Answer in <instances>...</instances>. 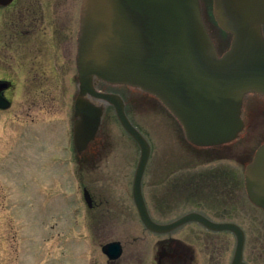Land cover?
Wrapping results in <instances>:
<instances>
[{"label":"flooded vegetation","instance_id":"af4514ba","mask_svg":"<svg viewBox=\"0 0 264 264\" xmlns=\"http://www.w3.org/2000/svg\"><path fill=\"white\" fill-rule=\"evenodd\" d=\"M80 3V0H11L0 4V96L9 101L0 110L14 111L15 100L25 106L15 113L25 116L30 106L42 109L49 104L50 108L56 101L66 100L63 106L73 107L79 90L76 52ZM94 85L98 90L120 94L125 106L128 100L148 95L130 88L127 100L116 84L94 79ZM109 106L113 108L110 104L106 108ZM241 116L244 127L232 142L194 147L190 155L156 163L149 171L147 161L141 180L143 201L150 218L163 229L152 230L144 224L132 187V206L112 205L109 193L100 196V192L108 189L106 182L101 179L96 185L92 178L85 181L82 168L75 172L83 199L75 206V212L83 210L82 214H75L72 223L75 231L81 223L85 226V242L92 250L89 264H264V211L251 202L244 184L246 164L256 146L264 141V96L247 93ZM193 151L197 154H192ZM84 152L75 153L73 160L79 167ZM84 157L82 160L92 164L91 155ZM161 164L169 170L160 173ZM181 172L185 174L186 187L176 197L166 187L175 184L178 181L175 174ZM100 184L102 188L97 187ZM203 189L216 200L192 201V193ZM121 207L126 210L121 212ZM187 215L193 216L179 221ZM127 226L136 232L132 237L135 247L127 250L121 239H112L120 242L121 250L117 257L109 256L103 241L107 230ZM227 226L243 231L240 258L236 257L238 232L224 228Z\"/></svg>","mask_w":264,"mask_h":264},{"label":"water","instance_id":"95a60500","mask_svg":"<svg viewBox=\"0 0 264 264\" xmlns=\"http://www.w3.org/2000/svg\"><path fill=\"white\" fill-rule=\"evenodd\" d=\"M212 12L217 24L231 34L229 47L220 55L203 22L199 0L82 1L74 143L78 152L88 146L103 113L104 106L86 95L112 103L140 148L133 196L151 229L162 227L148 216L140 189L149 143L130 122L120 96L96 91L92 80L136 86L155 95L194 145L235 139L244 126L243 96L249 92L264 95V0H212ZM8 104L0 96V107ZM245 187L251 201L264 210V142L246 165ZM230 228L238 232L239 258L243 234L237 227ZM106 251L117 256L119 242L109 243Z\"/></svg>","mask_w":264,"mask_h":264},{"label":"rangeland","instance_id":"374dc122","mask_svg":"<svg viewBox=\"0 0 264 264\" xmlns=\"http://www.w3.org/2000/svg\"><path fill=\"white\" fill-rule=\"evenodd\" d=\"M201 4L216 49L222 53L231 36L213 21L212 0H201ZM65 101H56L50 108L49 104L42 109L30 106L26 116L15 113L25 107L17 100L14 111L0 110V264H89L92 250L85 242V226L81 223L75 231L72 223L75 214H82L83 210L74 211L83 201L74 178L80 168L85 172V181L92 178L96 185L101 179L107 183L105 188L110 191L106 189L100 196L109 193V203L132 206L131 183L139 157L137 143L124 130L113 109L108 108L95 140L80 157L79 167L73 160L76 156L71 142L73 107L66 109ZM152 101L145 96L140 103L130 101L125 108L150 144L148 171L156 163L190 155L194 148L186 143L180 124L163 106ZM88 154L93 158L92 164L82 160ZM168 170L161 164L160 173ZM175 176L178 181L166 188L178 197L186 187L185 174ZM100 185L97 187L102 188ZM195 198L209 203L216 200L204 189L192 193L191 200ZM123 207L121 212L126 210ZM107 231L105 244L121 239L127 250L135 247L134 228Z\"/></svg>","mask_w":264,"mask_h":264},{"label":"bare ground","instance_id":"6f19581e","mask_svg":"<svg viewBox=\"0 0 264 264\" xmlns=\"http://www.w3.org/2000/svg\"><path fill=\"white\" fill-rule=\"evenodd\" d=\"M100 103V104H102V105H105V104H108V103H106V102H104V101H97V103ZM139 131V130H138ZM140 132V131H139ZM141 133V132H140ZM240 133V132H239ZM239 133H238V135H239ZM142 134V133H141ZM143 135V134H142ZM237 135V136H238ZM144 136V135H143ZM146 139V138H145ZM147 140V139H146ZM86 149H87V147L85 148V149H83L81 152H84V151H86ZM85 153V152H84ZM142 175H143V173H142ZM140 189L142 190V185H141V181H140ZM143 199V198H142ZM187 219V218H186Z\"/></svg>","mask_w":264,"mask_h":264}]
</instances>
